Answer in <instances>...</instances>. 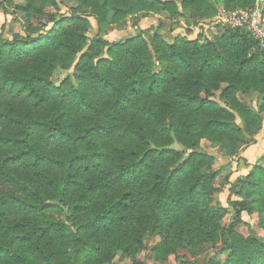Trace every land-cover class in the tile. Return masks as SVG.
Listing matches in <instances>:
<instances>
[{
  "label": "trees",
  "instance_id": "16d2710c",
  "mask_svg": "<svg viewBox=\"0 0 264 264\" xmlns=\"http://www.w3.org/2000/svg\"><path fill=\"white\" fill-rule=\"evenodd\" d=\"M14 1L0 2L4 15ZM256 3L15 5L22 30L0 32V264H114L156 238L158 264H264V236L235 230L255 214L264 234V149L252 163L239 153L264 124V50L212 21ZM163 18L170 34L182 24L198 32L167 40ZM147 19L156 27L143 29ZM127 22L135 34L102 36ZM254 94L256 110L240 99ZM203 141L233 163L227 208ZM206 249L215 251L204 263L178 255Z\"/></svg>",
  "mask_w": 264,
  "mask_h": 264
},
{
  "label": "rangeland",
  "instance_id": "374dc122",
  "mask_svg": "<svg viewBox=\"0 0 264 264\" xmlns=\"http://www.w3.org/2000/svg\"><path fill=\"white\" fill-rule=\"evenodd\" d=\"M2 1L3 0H0V2H2ZM23 3H25V0H16L13 3H8V2L5 3V9H6L7 15L3 14L4 11L0 7V32H1V27H4L3 33L5 36H10L11 34L20 32L22 30L23 21L19 15L18 10L15 8V5L16 4H23ZM69 6L70 5L68 4L67 7H69ZM66 9L67 8L64 6L61 7L62 12H65ZM163 22H164V27H163L162 33L164 34V36L166 37L167 40H171L172 36L177 34V33H182V34L187 33L189 36L194 37L198 32L196 28L191 31V29L188 30V27L184 26L182 24L180 29H177L172 34H170L169 29L175 28L176 27L175 24H173L169 20H166L165 18H163ZM156 25H157V23L155 20L147 19V20L143 21L141 27L143 29H148L151 26H153L155 28ZM209 30H211V29H209ZM135 33H136V30L133 27H131V22H127L124 25H119V26L111 28L110 30L103 33L102 36L108 41H115V40L122 39L126 35H131V34H135ZM205 33L208 34L207 29H206ZM63 77H64L63 74L57 73L54 75L52 80L55 83H58ZM216 95H218V93ZM240 99L244 103L249 105L252 109H254V110L257 109L258 104H259V99L257 98V95L254 94V95L249 96V97L248 96H240ZM263 128L264 127H262V130L257 134L258 142H256L257 140H255V143H251V145L247 147V146H244L246 143H245V141H243V144L244 143L245 144L242 145V147L239 151L240 157L242 156L244 158L246 157L247 160H249V159L252 160L256 155H258L257 152L259 150V146L260 147L264 146ZM201 148L204 151H206L207 153L216 156V160L214 162L213 169L216 170L217 174H218L217 178H216L215 185L218 187L219 191L215 197V200L220 206L227 208L226 199L228 196V187L226 185V179L225 178L230 172H232L233 163L231 161L225 160L223 157H221L220 152L217 150V148L210 146L207 142L203 141L201 143ZM234 178H235V173L233 176H231L230 180H233ZM229 210H231V209L229 208ZM228 219H229V217H228ZM241 220L242 221L239 222L235 228V230L238 234L246 237L250 233V230H254L259 235L264 236V234L257 228V217L255 214H252V215L243 214ZM157 240L158 239L156 238V239L148 241L147 250L144 253L140 254L135 260L121 261L118 258H116L114 261V264H158L151 258V255H150V247ZM218 249L219 248L217 247V250ZM214 251H215V249H208V250L206 249L203 251L202 254H200L199 256H197L195 258H193L191 255H189L188 253L183 252V251L178 252V255L184 256L189 260L195 259L199 263H204L209 258H211L213 256ZM167 264H177V262H176L175 258L173 256H171L168 258Z\"/></svg>",
  "mask_w": 264,
  "mask_h": 264
},
{
  "label": "built area",
  "instance_id": "2783aa9c",
  "mask_svg": "<svg viewBox=\"0 0 264 264\" xmlns=\"http://www.w3.org/2000/svg\"><path fill=\"white\" fill-rule=\"evenodd\" d=\"M263 1L257 0L256 6L250 10L220 11L212 21L244 31L264 50V15L260 10Z\"/></svg>",
  "mask_w": 264,
  "mask_h": 264
},
{
  "label": "crops",
  "instance_id": "0c3cea01",
  "mask_svg": "<svg viewBox=\"0 0 264 264\" xmlns=\"http://www.w3.org/2000/svg\"><path fill=\"white\" fill-rule=\"evenodd\" d=\"M263 127H264V124H263ZM263 131H264V128H263ZM255 140H257V135H256V137H255ZM256 142H258V140H257ZM263 149H264V146H263V147H260V146H259V150H258V152H257L258 155H256L252 160H251V159L247 160L246 157H245L246 161H247L248 163H252V162H254L255 159H256L257 157L260 156V154H261V152H262ZM241 157H242V156H241ZM242 158H244V157H242Z\"/></svg>",
  "mask_w": 264,
  "mask_h": 264
}]
</instances>
